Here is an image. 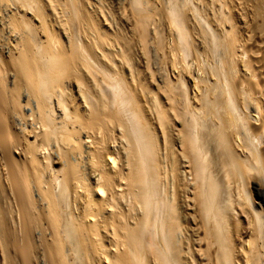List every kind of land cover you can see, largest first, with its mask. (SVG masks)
Segmentation results:
<instances>
[{"label": "bare ground", "instance_id": "1", "mask_svg": "<svg viewBox=\"0 0 264 264\" xmlns=\"http://www.w3.org/2000/svg\"><path fill=\"white\" fill-rule=\"evenodd\" d=\"M0 264H264V0H0Z\"/></svg>", "mask_w": 264, "mask_h": 264}]
</instances>
